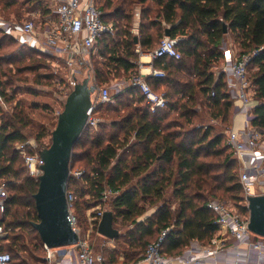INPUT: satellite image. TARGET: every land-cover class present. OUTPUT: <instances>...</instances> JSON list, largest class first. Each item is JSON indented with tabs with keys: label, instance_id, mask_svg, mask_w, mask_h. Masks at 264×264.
Returning a JSON list of instances; mask_svg holds the SVG:
<instances>
[{
	"label": "trees",
	"instance_id": "trees-1",
	"mask_svg": "<svg viewBox=\"0 0 264 264\" xmlns=\"http://www.w3.org/2000/svg\"><path fill=\"white\" fill-rule=\"evenodd\" d=\"M153 1L159 8L153 17L142 16L139 34L133 33V24L129 20L131 17L123 15L126 12L123 7L115 5L110 13L104 14L107 21L114 19L116 31L114 35H103L98 42L96 51H99L101 64L106 70L97 67L96 77L107 81V76L113 72L130 75L138 68L137 47L142 51L155 49L165 36L166 28H170V36L178 38L182 58L177 60L165 57L164 60H157L156 65L163 66L168 75L165 79L148 80L156 90L165 84L169 89L177 88L173 93L180 97L175 101L168 97L167 108L156 113H153L146 103L143 114L138 116L136 123L130 125V130L135 133L137 144L142 146V151H132L129 161L120 155L117 140L106 139V134L93 133L88 127L75 144L72 154V168L76 161L83 158L92 166L91 175L84 176L83 180L91 185L98 184L101 186L100 191L105 188L104 182L112 190L118 191L111 198L110 205L114 211V224L121 220L122 224L130 228L124 241L128 249H124V256H121L123 260L119 255L108 257L110 263L137 260L150 243L147 238L169 226L172 228L163 247L169 254L182 251L192 239L209 240L217 230V226L213 224V213L206 206L211 198L231 199L236 206L243 208L240 204L243 197L236 163L227 145V136L224 139L223 135H212L209 130L203 134L194 130L183 131L177 129L179 124L163 125L164 114L169 111L179 112V116L191 123L192 115L197 113L199 105L211 109V106L218 107L221 104L229 108L232 104L229 100L227 74L215 72L217 62L226 57L223 46L229 35L239 45L240 57L252 55L249 65L255 69L249 77L258 101L253 110L252 123L254 126L264 127V0ZM108 4L113 6V0H108ZM47 13L49 10L43 12L44 15ZM122 17L127 19V23L120 26L118 19ZM116 35L119 36L118 39ZM3 37L11 40L5 34ZM2 40L3 38L0 40V48ZM183 54L193 61L189 64L191 81L183 83L180 88L181 80L171 76L185 73ZM97 84L100 85V82L97 81ZM212 92H215V95H212ZM0 95L9 98L2 81ZM115 98V102L101 106L116 104L120 109L127 98L133 99L132 102L135 99L146 102L145 97L136 88H128ZM125 117L126 124L129 125L131 115ZM44 134L42 133L40 138L45 136ZM25 141L26 135L15 124H2L0 184H6L8 199L4 218L0 223L4 225L5 230L11 228L12 231L19 227L26 232L25 235L14 233L10 237L11 232L8 231L6 239L11 242V249L16 252L18 260L14 264H29L26 259L20 258L21 251L27 252L30 259L41 264L45 253L44 244L40 241V236V243H33L36 237L29 239L30 231L25 230L30 227L37 232L32 222L38 220L34 194L39 187V180L29 175L23 157L15 147V143ZM222 142H225V150H228L226 155L224 150L219 148ZM49 144L39 146L38 150ZM211 155H224V158L210 160ZM218 168L222 171L216 172ZM71 187L76 192L80 189L77 181L73 182ZM169 188L171 193L167 195ZM83 191L84 188L81 190V196L86 194ZM219 191L221 193H218ZM78 204L77 200V213ZM148 207L154 208L151 215L146 214ZM13 208H16L14 212ZM9 215H12L11 219H8ZM2 238L0 237V240ZM120 238L121 234L115 240ZM27 240L33 244V249L29 248ZM144 245L146 246L141 252L139 248ZM39 246L43 255L35 253ZM2 248L3 245H0V251ZM13 261L12 255L11 263Z\"/></svg>",
	"mask_w": 264,
	"mask_h": 264
},
{
	"label": "built area",
	"instance_id": "built-area-1",
	"mask_svg": "<svg viewBox=\"0 0 264 264\" xmlns=\"http://www.w3.org/2000/svg\"><path fill=\"white\" fill-rule=\"evenodd\" d=\"M49 9V13L41 20L36 13L23 20L8 19L0 14V33L11 37L21 47L34 49L49 59L63 60L72 69L68 81L71 91L79 72L76 69L78 59L95 52L100 38L105 34L114 35L116 26L106 20L97 0H51ZM137 15L140 16V13ZM135 31L138 33L137 29ZM136 51L140 57L137 61L138 68L128 78H118L111 84L99 85L88 111L87 127L90 130L98 129L104 121L99 107L115 102V96L121 95L128 88H136L145 97L153 113L167 108V94L154 89L148 79H165L168 75L163 66L156 65L157 60H164L165 57L177 60L182 58L178 38L165 35L155 49L142 51L138 46ZM227 54L223 71L228 74L229 91L235 98L238 114L243 116V122L240 128L233 126L228 129L226 142L236 163L243 197L240 204L243 208L219 198H211L206 206L213 213V224L217 226V230L209 240L192 239L182 251L169 254L163 249L172 228L169 226L160 231L158 238L147 245L137 260L110 263L104 255L95 252L90 237L92 229L98 227L106 209L98 205L95 214L90 216V231L82 232L77 215L78 196L71 186L85 176V170L71 168L66 194L67 218L78 233L79 240L75 244L55 248L44 244L42 264H264V236L253 232L249 227L250 208L247 199L249 196L264 195V127H257L252 123L253 110L258 105L248 71L252 55H243L230 61L232 54ZM17 149L29 175L39 180L44 160L36 142H20ZM117 193L110 187L104 188L100 204ZM7 199L8 188L2 183L0 221L4 218ZM6 234L4 225L0 223V237ZM11 261L10 252L0 251V264H10Z\"/></svg>",
	"mask_w": 264,
	"mask_h": 264
},
{
	"label": "rangeland",
	"instance_id": "rangeland-1",
	"mask_svg": "<svg viewBox=\"0 0 264 264\" xmlns=\"http://www.w3.org/2000/svg\"><path fill=\"white\" fill-rule=\"evenodd\" d=\"M105 1L106 0H101V2ZM50 5V0H0V14L8 19L23 20L32 17L31 15L36 13L41 20L44 16L43 12H46V10L50 11ZM115 5L126 9V12L123 15L130 16L131 18L129 20L132 24H134V19L136 18L141 21L143 15H145V18L155 16V11L159 8L153 0H113L111 10ZM137 11L140 12V16H136ZM118 20L120 26L127 23L125 17L119 18ZM3 35L4 34L0 33V40L3 38L0 48V81H2L6 88L9 98L6 99L0 95V129L2 124L6 122L13 125L15 124L17 128L26 135L27 140H34L36 142L37 147L49 144L51 142L52 131L58 122V116L64 110L67 97L72 91H70L68 85L72 69L63 60L49 59L35 50L19 46L11 37L10 40L9 38L7 39L3 37ZM118 37L119 36L116 35V39H118ZM223 51L225 54H232V59L229 58L230 61L236 60L240 57V47L230 35L227 36ZM227 59L228 57L226 56L225 59H221L217 62L215 67L216 73L220 74L221 72H224L223 70ZM192 61L193 59L183 54L182 63L186 65L184 67L185 73L171 74V77L181 80L180 88L183 83L191 81L189 64L192 63ZM101 63L99 51L83 55L82 58L78 59L76 64V69L79 71L77 72V76L83 79L89 74L96 82L99 81L100 85L111 84L118 78L129 77V73L113 72L107 76V81H101L96 77L95 73L97 67H100L103 71L106 70V67ZM254 69L255 67L253 68L252 65L248 66L249 75H252ZM168 87L169 86L166 84L161 85L158 88V91L165 92L170 100L175 101L180 97L173 93L177 88L169 89ZM229 94V100L232 102L229 108H226L227 105L225 104H221L218 107L211 106V109L208 106L199 105L198 110L196 111L197 113L192 115L191 123L186 121V118L183 116H179V112L169 111L164 114L165 118L163 125H166L167 123H170L171 125L179 124L180 126H178L177 129H182L183 131H200L201 134L206 130H209L212 135L221 134L225 139L228 129L235 126V120L238 115L235 98L231 93ZM132 100L133 99L127 98L120 109L116 104L107 107L101 106L100 114L104 120L103 124L98 127V129L92 131L93 133L101 132L106 134V139L117 140L116 143L119 145L120 155H123L128 161L130 160L132 151L138 153L142 151V146L137 144L135 133L130 130V125L137 122L138 116L143 114L146 107L145 101L140 102L135 99L132 102ZM127 115H131V123L129 125H127V121H125V116ZM42 133H45V136L40 138ZM17 145L18 142L15 143L16 148ZM219 148L224 150V155L228 153V150H225V142H222ZM78 151H80V148H78ZM94 152L95 150H93V153ZM224 155L221 157L211 155V157L209 156V159L222 160ZM19 161L22 162L21 159ZM73 169L85 170V176L92 173V166L86 163L85 158L76 161L73 165ZM221 171L222 170H219V168L216 169V172ZM24 174L26 173L24 172ZM77 183L80 187L77 192L79 201L77 214L78 222L81 226L82 232L86 233L91 229L90 216L92 217L95 214L97 206L101 205L102 208L112 210L110 205L112 199H107L100 204V193L102 190L100 191L99 189L101 186H98V184L91 185L83 180V178L79 179ZM104 187H108L105 182ZM82 188H84L85 191L83 192L86 193L84 196H81ZM166 193L167 195H170L171 189L169 188ZM218 193L221 192L219 191ZM222 200L234 204V201L231 199ZM86 201H89V203ZM88 205L90 207L87 208ZM15 209L16 208H13L12 212H14ZM153 211L154 208L148 207L146 214L151 215ZM11 218L12 215H9L8 219ZM114 225L120 230V239L113 240L99 234L98 227H94L90 233L91 242L94 246L95 252L104 255L106 258L111 257L112 255H119L120 257L122 255L124 256V249H128V245H125L124 241L126 240L125 234L130 229L129 226L122 224L121 220H118ZM25 230L30 231L28 236L29 239L31 237H36V239L33 240V243H40V238L36 231L32 230L30 227H26ZM6 231L7 234L0 240V245H3L1 250L10 252L13 255L14 261L10 264H14L18 260L16 258V252L11 249V242L6 239L8 231L11 232L10 237H12L14 233L25 235L26 232L19 227L12 231L11 228H8ZM158 233L159 231H156L152 237H148V242L155 240ZM27 244L30 249H33V244H30L28 240ZM145 246L146 245L139 248L141 249V252L144 250ZM35 253L37 255H43V250L40 246ZM20 258L26 259L29 264H40L39 261L37 262L36 260L30 259L29 254L24 251L20 252ZM42 263L43 261L41 264Z\"/></svg>",
	"mask_w": 264,
	"mask_h": 264
},
{
	"label": "water",
	"instance_id": "water-1",
	"mask_svg": "<svg viewBox=\"0 0 264 264\" xmlns=\"http://www.w3.org/2000/svg\"><path fill=\"white\" fill-rule=\"evenodd\" d=\"M226 31V27H225ZM165 35L170 36V28ZM137 42V39H136ZM69 93L64 110L51 134L48 146L39 150L44 160L39 187L34 194L38 220L32 222L41 241L49 248L75 244L78 233L72 228L68 216L67 188L72 168V154L75 144L87 127L88 111L99 85L88 74ZM250 229L264 236V195L249 196ZM98 233L115 239L120 230L114 226V211L105 210L98 224Z\"/></svg>",
	"mask_w": 264,
	"mask_h": 264
},
{
	"label": "crops",
	"instance_id": "crops-1",
	"mask_svg": "<svg viewBox=\"0 0 264 264\" xmlns=\"http://www.w3.org/2000/svg\"><path fill=\"white\" fill-rule=\"evenodd\" d=\"M50 3H51V0H50ZM97 3L100 6V8H102L104 10V13L105 14L111 12V7L108 4V0H106L105 2H101V0L99 2V0H97ZM137 13H140V12L137 11ZM136 16H138V15L136 14ZM108 21L115 23L114 22V19H109ZM140 23H141V21L138 20V18L134 19V24H133V29H132L133 33H135L136 32L135 30L137 29L138 33H135V34H139V26H140ZM242 122H243V116L241 114H238L237 117H236V120H235V126L237 128H240L241 125H242Z\"/></svg>",
	"mask_w": 264,
	"mask_h": 264
}]
</instances>
